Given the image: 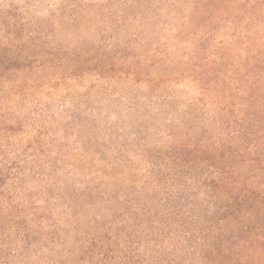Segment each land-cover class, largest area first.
<instances>
[{"label": "trees", "instance_id": "obj_1", "mask_svg": "<svg viewBox=\"0 0 264 264\" xmlns=\"http://www.w3.org/2000/svg\"><path fill=\"white\" fill-rule=\"evenodd\" d=\"M197 1L174 5L178 29L150 48L136 12L89 31L67 6L0 12V264H264V34L249 32L264 4ZM104 85L155 121L96 127ZM182 85L193 95L163 127ZM55 93L88 102L62 134L44 100ZM32 103L42 118L27 130Z\"/></svg>", "mask_w": 264, "mask_h": 264}, {"label": "rangeland", "instance_id": "obj_2", "mask_svg": "<svg viewBox=\"0 0 264 264\" xmlns=\"http://www.w3.org/2000/svg\"><path fill=\"white\" fill-rule=\"evenodd\" d=\"M196 1L197 0H0V12L7 13L10 11L14 13V11H16L17 13L16 9L19 8V15L24 19H31V17L35 16H47L61 6H67L68 8L65 9V13H63L65 17L66 15L67 17L78 15L81 17L80 23L74 27L80 31H89L93 25L104 27L105 22L110 20L108 16L110 13L113 15V18H122L127 14L135 15L136 12L142 19L151 20V22L143 24L139 23L137 27V31L139 29L143 32L142 36L145 35L147 38L153 37V42L148 43L150 46L147 48H150L153 45L152 43L157 40V38L154 39L156 33H160V35L166 36L167 38L168 34L174 33L178 29V22L171 21V18L175 16L174 5L177 4L181 10V6L185 7ZM260 2L264 4V0H260ZM241 3L245 2L241 1ZM169 19L170 21H168ZM126 24L128 25L131 23L128 22ZM164 24H167V26ZM114 31L120 34L123 33L119 28ZM234 32V28L230 29V27L226 26L215 33L217 39L223 41L230 39ZM249 32H251L252 35H262L264 34V26L256 27ZM141 41L142 40L139 39L138 43ZM239 44L240 43L237 42H225L224 46L237 47ZM107 86L110 85L100 86V88L96 87L92 90L93 94L91 95L93 96V100H96L98 103L102 104L103 98L107 97L106 101L103 103L104 109L102 110L98 126L96 127H137L134 123L136 119L142 121L144 125L152 124L155 121L154 116H143L139 114L141 111L136 109L128 110L123 103L122 105H118L117 102L112 100L115 99V96L110 98L109 94L103 92L106 91V89H109ZM136 90H138L139 93L147 91L146 87H138ZM177 90H179L181 94L176 97V101L172 103L171 106L162 109L157 119L158 121H161L163 127H167V125L164 124H166L168 120H177L180 117H183L184 113L182 108L186 100L189 99L188 97L193 95V92L188 85H182ZM128 93L131 92L128 91ZM127 95L129 97V102H127L126 105L129 103L132 105L133 102H131V99H133L134 96L131 94ZM61 97V95L58 96V94L55 93L46 99L43 98L50 106L47 112L49 111L50 113L51 111L53 114L51 115L53 120L52 127L59 128L60 134H62L63 127H70V125L71 127H74L72 124V118H67V113H71V111L74 110L73 108L75 105L83 104L84 107L88 105V102L83 98H78L71 102L70 100L64 101ZM88 98L89 96H87V99ZM139 105L142 107L144 106V103H140ZM38 108V103H32L20 110L22 121L25 122L23 127H27V130L40 126L39 119L42 117L39 115L41 112ZM84 114L85 113L78 114L79 121H81ZM211 127L216 126L215 124H211ZM74 139L75 138L69 139L70 143H72ZM67 146L69 147V144H67L66 147ZM75 179L82 181L83 177L78 176Z\"/></svg>", "mask_w": 264, "mask_h": 264}]
</instances>
